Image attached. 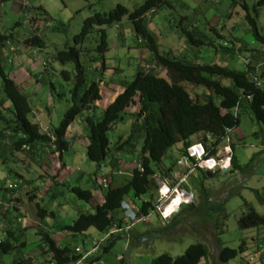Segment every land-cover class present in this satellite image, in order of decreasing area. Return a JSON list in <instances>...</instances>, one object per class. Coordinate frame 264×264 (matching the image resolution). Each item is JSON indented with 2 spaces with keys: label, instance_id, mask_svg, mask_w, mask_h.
<instances>
[{
  "label": "rangeland",
  "instance_id": "rangeland-1",
  "mask_svg": "<svg viewBox=\"0 0 264 264\" xmlns=\"http://www.w3.org/2000/svg\"><path fill=\"white\" fill-rule=\"evenodd\" d=\"M143 1L0 0V31L14 32L1 49L2 67L6 73H10L21 92L28 97L31 107L28 118L38 123L41 131H50L57 127L65 110L71 105L74 66L72 62L61 63L57 60L56 52L75 44L73 36L79 31L83 19L93 12L108 11L116 3L132 10ZM255 1L172 0L170 7L150 12L144 20L160 52L166 56L183 55L189 60L196 57L198 62L214 61L228 68L243 70L249 53L239 52V49L258 47L264 53V7L255 10ZM247 14L255 19L262 35V42L256 41L250 32L246 33L250 27L246 20ZM179 19L186 30L194 29L198 36H203L201 33H204L206 38H203L206 40L232 41L236 52L233 58L222 54L220 49L194 45L186 32L178 28ZM16 21L19 23L14 26ZM174 21L175 25L171 24ZM63 23L66 24L65 27ZM104 28L109 49L104 52L103 57L95 48L100 42L96 32L90 33L82 43L77 44L81 49L80 61L87 72L86 84L95 80L98 81L100 88L101 98L95 101L94 110V115L98 119L102 118L106 104L131 81L140 66L147 64L155 69L159 76L169 79L161 66L155 67L151 62L152 52L138 46L133 36L132 25L126 17L119 23ZM33 34H38L44 40L43 48L23 44V39ZM9 47H13L14 51H10ZM259 62L261 63L255 58L249 65L255 67L264 81V73L261 75L262 69L258 67ZM63 70L67 71L68 79L62 74ZM223 82L231 84L226 78ZM182 85L191 95L207 92L201 85L193 86L189 83ZM8 106L9 101L4 97L0 78V114L5 117L0 118V129L8 127L9 124L5 120L12 118V114L6 109ZM128 111L108 133L109 153L100 168L86 156L87 130L83 120L88 113L86 110L75 117L69 128L68 136L81 137L69 138V146L62 152V161L67 165L66 168L62 166L58 153L44 152L40 143L34 146L31 156L23 151L11 150L10 138L0 143L2 144L0 159L5 160L0 177L9 169L11 173L13 171L11 169H14L18 173L16 174L18 183L24 180L20 183H23L21 187H17L8 195L12 197L10 201L7 200L9 203L6 200L1 202L12 206L9 212H6L5 208H0V215L4 214L12 219L8 226L15 231V238L10 240L15 247L3 255L1 264H27L30 262L28 259L30 256L33 262L43 261L45 254L42 251L41 231H47L61 245L77 246L80 253L84 254L75 264H150L159 254L165 253L175 257L182 254L187 246L195 243L205 244L209 260L214 259L213 264H219L217 260L219 244L236 248L241 238L251 236L253 230H240L236 221L251 208L259 214H264V125L257 122L247 109L239 112L237 130L230 132L229 136L231 151L233 142L234 154L241 165V170L220 172L219 168H215L209 172L210 175L208 173L203 175L201 173L203 169L192 167L190 160L184 159V166H180L176 160L181 158L179 150L182 144L177 142L167 149L162 160L166 165L175 162L173 174L161 176L156 169L154 175L156 186L140 197L147 200L152 194L154 198L152 208L145 217L146 221L133 226H122L119 231L124 235L116 240L110 250L104 251L103 241L106 236L94 227L73 236L60 230L59 226L71 223L79 213L93 211V204L101 201L106 191L103 186L104 180L115 186L127 179L129 173L124 167L130 163H122L123 170L116 173V170H111L108 158L113 155L118 157V161H130V166L137 165L141 140L131 153L115 150L118 138L130 132L133 113L137 111V106L132 104ZM8 132L11 133L9 127L5 129V133ZM10 137L16 139L20 135L12 134ZM225 153L226 148H223V145L215 152L221 166L225 160ZM212 164L213 162L210 165ZM181 175H184L183 181L180 179ZM8 177L9 181L14 178L12 174ZM164 183L171 187L165 195L162 194L166 192L165 188H162ZM73 186L89 189L93 193V201L78 199L71 192ZM179 187L191 191L193 193L191 199L181 203L177 212L163 218L161 215L163 205L166 211L174 202L177 203L174 207L176 208L181 201L182 197L178 194L169 202L173 194L179 192L177 190ZM160 195L162 198L158 201ZM191 203L193 205H190ZM38 208L50 213L39 214ZM215 225L218 228H215ZM92 247H95L93 251L90 250ZM243 258L248 259L247 256L242 258L237 256L230 264H264V256L253 260Z\"/></svg>",
  "mask_w": 264,
  "mask_h": 264
},
{
  "label": "trees",
  "instance_id": "trees-1",
  "mask_svg": "<svg viewBox=\"0 0 264 264\" xmlns=\"http://www.w3.org/2000/svg\"><path fill=\"white\" fill-rule=\"evenodd\" d=\"M171 2L172 0H144L132 10L116 3L108 11H95L83 19L79 31L73 36L75 44L56 52V59L61 63H73L74 85L71 93V105L65 110L59 125L49 131L55 138L53 142L55 148L51 147V137L45 131H41L38 123L30 121L28 118L31 112L28 97L21 92L18 83L10 76V73L3 70L0 57L2 90L4 97L9 101V106L6 109L12 114L10 120H5L9 124L8 127L11 133H5V129L8 127L1 128L0 143L4 139L10 138L11 150L23 151L31 156L34 146L40 143V147L44 152L58 153L59 159L62 161V152L68 148L69 138L74 137L68 136V129L74 122L75 117L86 110L88 113L83 119L87 130L86 156L100 168L105 163L109 153L108 133L114 129L116 122L129 112L128 108L132 104L137 106V111L133 113L134 119L130 132L118 138L115 150L131 153L141 140L138 152L139 159H135L141 168L137 165L133 166V164L130 166V161H118V157L112 155L108 158L109 164L111 170H116V173L123 170L121 168L122 163H130L129 166L124 167V170L129 173L127 179L115 186L107 182L104 183L103 186L106 191L102 200L93 204L92 212L79 213L71 223L59 226L61 231H65L71 236L94 227L106 236L103 241L105 242L103 245L104 251L110 250L116 240L124 235L119 231L122 226L127 225L124 215L126 209L123 208L122 201L135 203V212L138 217H147L149 214L154 202L153 195L151 194L147 200L140 199V197L152 190L153 186H156L154 179L156 169L161 176H171L173 174L172 169L175 167V162L168 165L162 163L169 147L180 142L182 147L179 150V155L182 157L186 155V148L196 139L195 141H201L204 144L208 154H214L216 149L225 142L229 130L231 132L237 130L239 112L242 109H247L257 122L264 125V81L255 70V67L248 64L249 66L245 65L243 70H237L214 61L203 63L198 62L196 57L189 60L183 55L170 57L160 52L153 35L145 24L144 18L148 13L159 8L170 7ZM254 6L255 10L264 7V0H256ZM27 9L26 7L25 10ZM124 17L132 25L133 36L138 46H143L152 52L151 62L154 63L155 67L161 66L169 79L159 76L155 72L156 70L147 64L140 66L133 74L131 81L106 104L102 112V118L98 119L94 115V103L101 98L100 88L98 81L95 80L86 84L87 72L80 61L81 49L77 47V44L82 43L90 33L96 32L99 35L100 42L95 48L103 57L104 52L109 49L104 26L117 24ZM246 20L250 26L247 28L246 33L250 32L256 41L262 42V35L258 30L255 19L247 14ZM18 23L19 21H16L14 26ZM171 24L175 25V21ZM62 25L66 26L64 23ZM177 25L180 30L186 32L194 45H207L215 50L220 49L222 54L231 56V58L236 53L232 41L228 42V40L223 39L206 40L204 33H201L203 36H198L194 29L186 30L180 19ZM13 34V30L0 31V53ZM218 37L221 38L220 35ZM23 44L41 49L44 47V40L38 34H33L24 38ZM9 50L14 51L10 47ZM238 51H248L249 54L246 58L250 59V63H252V59L258 58L261 61V63H258V67L262 69L261 75L264 73V53L258 47H244ZM62 74L65 79H68L67 71L63 70ZM225 78L229 79L231 84H225L223 82ZM181 83H189L193 86L201 85L205 87L207 92L191 95ZM90 112L92 114H89ZM0 118L4 119L5 117L0 114ZM12 134H19L20 137L11 139ZM231 146V167L228 171L241 170V165L234 154L233 142ZM1 147L2 144H0ZM4 163L5 160L0 159V170L3 168ZM62 166H65L63 161ZM11 170H13L12 173L9 172V169V173L6 172L4 176L0 177V208H5L6 212H9L12 206L4 205L1 202L6 200L9 203L8 201L12 197L8 195L14 192L17 187H21L20 185L23 183H20L24 182V180H20L18 183L16 176L18 173L14 169ZM219 171L221 172L220 169ZM201 173L205 175L207 172L202 170ZM9 174H12L13 179L16 180L15 187L10 188L7 186ZM71 192L80 200L93 201V193L89 189L73 186ZM28 198H30V191H28ZM203 202L205 201H201V203ZM38 212L39 214L50 213L41 208H38ZM0 217L1 264L3 255L9 253L15 247L10 241L15 238V231L8 226L12 219L4 214ZM17 219L20 220V218ZM145 221L146 219H143L137 221V223ZM236 223L240 230H253L251 231L253 233L248 238H241L236 248L219 244L217 251L219 264H230V261L237 256L241 258L247 256L248 259H243L253 260V254L260 251V244L264 245V235H262L264 231V214H259L251 208L249 212L242 214ZM215 228H218L217 225H215ZM40 234L45 258L43 257V261L33 262L30 256L31 258L28 257L30 262L27 264H37L39 262L41 264L77 263L83 257V253H80L77 246L61 245L47 231H41ZM261 256H264V252H261ZM213 262L214 259L209 260L207 246L203 243H195L187 246L182 254L175 257L165 253L159 254L151 260L150 264H213Z\"/></svg>",
  "mask_w": 264,
  "mask_h": 264
},
{
  "label": "clouds",
  "instance_id": "clouds-1",
  "mask_svg": "<svg viewBox=\"0 0 264 264\" xmlns=\"http://www.w3.org/2000/svg\"><path fill=\"white\" fill-rule=\"evenodd\" d=\"M10 48H12L13 49V47H10ZM249 59V58H248ZM249 62H250V59H249ZM249 64V63H248ZM245 65H247V64H245ZM230 130H229V134L228 135H226V137H225V142H223V144H221V145H223V148L225 147L226 148V153H225V160H224V162H223V166H221V164L219 165V161H217V158H216V156H215V153L214 154H208V152H207V150H206V147L204 146V144L201 142V141H193V143L191 144V145H189L187 148H186V155H184V156H182L181 158H179L178 160H177V163H178V161L179 160H182V163H179V165L180 166H184V162H185V160L184 159H187V160H190L191 161V166L192 167H197V168H201V169H203V171H205V172H207V173H209V172H212L211 170H213V169H215V168H219L220 170H221V172H226V171H228L229 169L227 168V167H229L230 168V156H231V147H230ZM45 133L48 135V133L50 134V132H49V130H47V131H45ZM226 138H228V141L226 140ZM54 142V141H53ZM51 143H52V141H51ZM53 144V143H52ZM52 144H51V147H52ZM196 145H200V148L198 149V151H199V155H197V156H195V157H193V156H189V154H188V151H189V149H192V147H194V146H196ZM55 148V147H54ZM47 150V149H46ZM218 151V149H216V151L215 152H217ZM222 152V151H221ZM228 153H230L229 155H228ZM209 159H211L212 161H213V164L212 165H209ZM227 166L226 168L224 167V166ZM137 166L138 167H140V165H138L137 164ZM65 168H66V166H65ZM141 168V167H140ZM222 168L223 169H225V171H222ZM183 177V180H184V175H181L180 176V179ZM183 180H181V181H183ZM13 181V182H12ZM9 183H8V187H15L16 186V180H11V181H8ZM180 183V182H179ZM9 184H11V186H9ZM177 184H178V181H177ZM165 188L166 189V192L165 193H168L169 191H170V189H171V187H170V185H168L167 183H164V186H162V188ZM179 192H177V194H173V196L170 198V200H169V202L171 201V200H173L178 194L179 195H181V197H182V199H181V201H179V204H178V206L176 207V209L175 210H173V211H171L168 215H166L165 214V210H164V206L165 205H163V210H162V213H161V215H162V217L163 218H168L169 216H170V214H172V213H175V212H177V210L179 209V205H181V203H183L184 201L186 202L188 199H191V197H192V192L191 191H189L188 189H186V188H183V187H179V189H177ZM183 190V191H182ZM156 202V201H155ZM168 202V203H169ZM122 203V206L123 205H125L126 207H127V209L128 210H131V211H133L134 212V214L136 215V212H135V203H133L132 201L131 202H126V201H122L121 202ZM167 203V204H168ZM123 208H125L124 206H123ZM126 209V208H125ZM126 209V210H127ZM125 210V211H126ZM137 216V215H136ZM148 216V215H147ZM138 217V216H137ZM144 219H145V216H144ZM134 223H137V221H134L130 226H133L134 225ZM128 224V223H127ZM124 227H126V226H124ZM260 245H262V244H260ZM78 250V249H77ZM260 251L261 252H264V251H262L261 249H260ZM258 252V253H255V254H253V257L254 258H259V257H261V258H263V256H261V252Z\"/></svg>",
  "mask_w": 264,
  "mask_h": 264
},
{
  "label": "built area",
  "instance_id": "built-area-1",
  "mask_svg": "<svg viewBox=\"0 0 264 264\" xmlns=\"http://www.w3.org/2000/svg\"><path fill=\"white\" fill-rule=\"evenodd\" d=\"M248 63H249V59L246 61V64H248ZM48 135L51 137L52 143H53V141L55 140V138L51 134H49V133H48ZM226 140L228 141V138H226ZM54 147H55V145L52 144V148H54ZM197 148L199 149L200 148V145H196V146L192 147V149H189V151H188L189 156L195 157V156L199 155V151H198ZM209 160L212 161L211 159H209ZM178 163H182V160H179ZM181 180H183V177L181 178ZM106 182L107 181L104 180V183H106ZM9 186H11V184H9ZM162 194L165 195V192H162ZM161 198H162V195L159 196V200L158 201H160ZM123 206L127 209V207L125 205H123ZM124 215H125L126 221L128 223L126 226H130L134 221H142L144 219V217H137L134 214L133 211L128 210V209L125 211V214ZM260 249L262 251H264V245H260Z\"/></svg>",
  "mask_w": 264,
  "mask_h": 264
},
{
  "label": "bare ground",
  "instance_id": "bare-ground-1",
  "mask_svg": "<svg viewBox=\"0 0 264 264\" xmlns=\"http://www.w3.org/2000/svg\"><path fill=\"white\" fill-rule=\"evenodd\" d=\"M213 161H209V165L212 163ZM166 191V189H164ZM171 205V204H170ZM177 205L176 202H174V204H172L170 207H168L165 211V214L168 215L171 211H173V208ZM176 208H174L175 210ZM172 215V214H171Z\"/></svg>",
  "mask_w": 264,
  "mask_h": 264
},
{
  "label": "crops",
  "instance_id": "crops-1",
  "mask_svg": "<svg viewBox=\"0 0 264 264\" xmlns=\"http://www.w3.org/2000/svg\"><path fill=\"white\" fill-rule=\"evenodd\" d=\"M0 30H1V28H0ZM25 75H27V73H25ZM96 102H97V101H96ZM96 102L94 103L95 105H96ZM39 126H40V125H39ZM69 128H70V127H69ZM42 131H43V130H42ZM68 131H69V129H68ZM80 134H81V133H80ZM80 134H79V135H80ZM74 137L76 138V137H81V136H74ZM74 137H73V138H74ZM85 143H86V142H85ZM85 145H86V144H85ZM65 166L67 167L66 164H65ZM1 208H2V207H1ZM90 250L93 251V247H92ZM90 250H89V251H90ZM86 252H88V251H86ZM83 254H84V253H83ZM80 259H81V258H80ZM74 264H75V263H74Z\"/></svg>",
  "mask_w": 264,
  "mask_h": 264
},
{
  "label": "water",
  "instance_id": "water-1",
  "mask_svg": "<svg viewBox=\"0 0 264 264\" xmlns=\"http://www.w3.org/2000/svg\"><path fill=\"white\" fill-rule=\"evenodd\" d=\"M222 171H225V169L222 168ZM208 175H210V173H208Z\"/></svg>",
  "mask_w": 264,
  "mask_h": 264
}]
</instances>
